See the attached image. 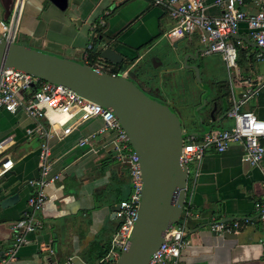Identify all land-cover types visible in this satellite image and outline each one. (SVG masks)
Listing matches in <instances>:
<instances>
[{
	"label": "crops",
	"instance_id": "obj_1",
	"mask_svg": "<svg viewBox=\"0 0 264 264\" xmlns=\"http://www.w3.org/2000/svg\"><path fill=\"white\" fill-rule=\"evenodd\" d=\"M213 1L203 0L204 13L208 16L220 13ZM263 4L264 0L245 1L241 9L253 13ZM22 8L17 31L30 40V47L85 64L90 61L89 57L86 61L82 59L85 46L91 43L93 47L99 37L122 55L121 63L132 69L137 68L145 49L161 42L158 53L149 56V64L153 69L160 67L159 73L169 77L179 71L185 53L193 54L196 47L201 46L198 30L186 35L164 7L152 5L149 0H68L62 11L48 0H24ZM1 14L0 6V18ZM235 36L237 38L228 40L236 51V67L232 69L235 75L228 76L218 52L197 55L196 59L203 58V64H198L193 57L185 61L186 65L198 68L199 76L209 89L208 102L223 95L213 112L212 131L231 125L232 120L225 112L233 103L237 110L251 111L264 120V64L256 62L259 50L252 45L244 22L238 24ZM93 53L91 49L89 56ZM91 65L104 70L113 67L98 57L91 60ZM182 79L190 90L185 96L189 108L184 112L173 98L161 95L162 80L156 87L146 85V81L142 83L146 95L171 106L179 120L183 117L185 132L199 131L192 110L204 90L187 67ZM248 90L247 97L238 104ZM208 109L206 106L198 111L207 125L210 124ZM34 122L22 112L0 111V138L7 134L13 136L12 142L4 146L12 165L0 176V201L12 194L18 196L11 205H0V257L18 232L10 226L25 210V199L30 191L26 180L38 175L37 138L24 134V128L33 127ZM101 127L98 117L81 120L72 127H48V160L51 172L59 173V177L45 188L42 208L34 213L40 227L23 233L25 243L15 250L17 264L99 262L96 256L107 248L117 224L110 207L125 198L130 190L127 163L114 149V133L100 131ZM82 138H87V144L77 145ZM30 140H35V144L27 148ZM241 152L237 142L222 152L207 149L196 164L191 200L194 215L184 219L187 244L180 251L182 263L264 264V222L257 219L252 208L253 201L264 195V155L257 165L251 166L242 161ZM234 219L239 222L234 238H225L222 233H213L208 228L212 221ZM104 257L102 263L109 264Z\"/></svg>",
	"mask_w": 264,
	"mask_h": 264
},
{
	"label": "built area",
	"instance_id": "obj_2",
	"mask_svg": "<svg viewBox=\"0 0 264 264\" xmlns=\"http://www.w3.org/2000/svg\"><path fill=\"white\" fill-rule=\"evenodd\" d=\"M24 0H13L6 19L0 18V38L13 41L17 30L18 17ZM152 5L162 6L168 16L173 19L186 35L199 31L198 41L205 45L202 55L221 53L227 71L236 67V51L228 41L230 35L236 33L237 26L244 22L253 42L264 50V4L253 13H245L241 5L250 0H214L213 5L220 9L216 16L204 13L203 0H149ZM100 25L103 21L100 20ZM92 44L85 46L82 59L87 60ZM256 60L264 59L262 52H257ZM93 68L104 71L101 67ZM126 72H124L125 75ZM110 75H116L111 73ZM229 76V75H228ZM249 90L242 94L241 103L247 97ZM0 111L9 114L22 112L34 122L33 127L24 128L26 137L38 139V175L26 180L30 191L25 199V210L11 224L14 234L10 244L0 257V264H17L15 250L25 243L23 233L31 232L40 227L34 213L42 208L46 198L45 188L58 179L59 173L51 172V162L48 160L49 149L46 144L48 127L74 126L77 122L98 117L102 122L100 131L114 133V149L120 159L127 163V176L130 185L128 195L117 202L118 208L113 210L117 224L110 235L108 249L104 260L113 262L119 251L125 246L130 227L136 216L140 198L141 178L137 156L132 151L128 137L119 126L110 111L99 104L75 93L72 89L52 84L28 73L11 68L0 67ZM226 115L232 123L219 131H209L201 136L186 135L181 139L180 162L182 165L194 161L191 176L185 184L182 207L174 223L165 231L162 241L151 254L147 264H186L179 260L181 249L187 244L184 237V219L194 215L192 211V191L197 172V163L207 149L222 152L232 143H239L242 149L241 159L248 165L254 166L264 155V120L257 118L251 111H239L234 103ZM38 121V122H37ZM70 121H72L70 123ZM68 123H70L68 125ZM64 128V129H65ZM11 134L0 138V176L12 165V158L5 153L4 146L12 142ZM87 144V138L79 139L77 145ZM253 211L260 222H264V195L252 203ZM239 227V222L216 220L208 224L212 232L233 233Z\"/></svg>",
	"mask_w": 264,
	"mask_h": 264
},
{
	"label": "water",
	"instance_id": "obj_3",
	"mask_svg": "<svg viewBox=\"0 0 264 264\" xmlns=\"http://www.w3.org/2000/svg\"><path fill=\"white\" fill-rule=\"evenodd\" d=\"M12 1L0 0L3 20L9 13ZM48 1L61 11L68 4V0ZM230 37L237 38L235 34ZM239 38L248 42L244 37ZM252 45L264 54V50L253 41ZM204 50L205 45L201 44L193 54L185 53L182 56L183 66L192 70L195 81L204 90L199 97V103L193 109V115L198 117L196 123L200 130L183 132L180 120L170 106L146 95L138 85L122 75L124 70L121 69L120 75H110L81 61L0 38V67L19 70L72 89L110 111L127 135L128 143L137 156L141 190L136 216L126 244L113 260V264H147L182 207L186 173L179 159L181 139L189 134L199 136L211 131V126L214 125L213 112L223 96L208 102L209 89L200 83L198 68L185 63L187 57L196 59ZM92 52L97 53L99 59L112 64H120L123 59L110 43L101 42L100 37L95 41ZM206 106L209 108V125L203 123L198 114V110ZM17 199L16 194L9 195L0 201V205L7 207ZM117 208L116 203L110 210L113 212ZM222 236L234 238L235 234L222 233Z\"/></svg>",
	"mask_w": 264,
	"mask_h": 264
},
{
	"label": "rangeland",
	"instance_id": "obj_4",
	"mask_svg": "<svg viewBox=\"0 0 264 264\" xmlns=\"http://www.w3.org/2000/svg\"><path fill=\"white\" fill-rule=\"evenodd\" d=\"M22 10H23V8L21 9V12H20L19 17H18V24H17L16 29H19V22H20V18L22 15ZM13 41L18 43V44L25 45V46H29L31 44L30 40L27 37L24 38L23 36L19 35V32L17 30H15ZM160 45H161V42L154 45V47H152V48L150 47L148 50L145 49L146 52H145L142 60L138 63L137 68L135 67L132 69L129 67L128 64L121 63V69L124 71H127V74L125 73L126 78L129 79L130 81H132L134 84L138 85L144 91L145 94H147L146 93L147 90L144 88V84L142 83L143 81H146V83L145 82L144 83L148 86L152 87V85H153L156 87V85L158 84V81L162 80L161 83H163V84L161 85V87H159V88H161V90H163L161 92V95L163 97L173 98L174 102H176V104H178L179 107L181 105L180 111L184 112L186 109L189 108L188 100H185L186 99L185 96H186V94H188V92H190V90L188 89V84L185 85L183 82V79H182L185 67L182 65L176 74L169 75V77H168L166 75L159 73V71L160 72L162 71V69L160 67H158V69H153L149 64V62L151 61V59H149V56H151V55L155 56L158 53V49H159ZM44 52H46V51H44ZM58 56H61V55H58ZM196 62L198 64L199 63L203 64V58L198 57V59H196ZM256 62L258 63V65H263L264 59L257 60ZM226 73H227V70H226ZM235 73L232 69H230V71H228V75L229 74L235 75ZM123 74L124 73H122V75ZM162 77H163V79H162ZM166 79H168V81H170L169 84H168V81ZM199 79H200V83L202 85H206L203 82L202 76L201 77L199 76ZM197 85L200 87V85L198 83H197ZM184 90H186V91H184ZM186 102H187V104H185ZM192 112H193V110H192ZM193 117L195 119L198 118L196 115H194ZM182 120H183V117L180 119L181 124L183 123ZM188 128L189 127H186V129H188ZM184 130H185L184 126H181V131L184 132ZM36 142L39 144L37 139H36ZM27 143H28L27 148L32 147V145L35 144V140H33V141L30 140ZM194 164H195V162L192 161V162H189V163L183 165L185 168V173H186V178H185L186 182H188L190 179ZM110 263H113V262L111 261Z\"/></svg>",
	"mask_w": 264,
	"mask_h": 264
},
{
	"label": "trees",
	"instance_id": "obj_5",
	"mask_svg": "<svg viewBox=\"0 0 264 264\" xmlns=\"http://www.w3.org/2000/svg\"><path fill=\"white\" fill-rule=\"evenodd\" d=\"M94 43H95V42H94ZM94 43H93V45H94ZM88 57H89L90 61L87 63V65H90V66H91V60H93L94 58H97L98 55H97V53H93V54H91L90 56H89V54H88ZM88 57H87V58H88ZM91 58H92V59H91ZM103 61L106 62V63H108V64H110V65H113V67H111V68L108 69V70H104V72H106V73H108V74L114 73V74H116V75H120V74H121V65H120V64H112V63H110V62H108V61H105V60H103ZM185 184L187 185V182H186V181H185ZM107 248H108V243H107ZM107 248H106V249H103L102 252L99 253V254L96 256V259L99 260V262H98L97 264H103L101 259H102L103 256L105 255V253H106V251H107ZM109 264H113V263H109Z\"/></svg>",
	"mask_w": 264,
	"mask_h": 264
},
{
	"label": "flooded vegetation",
	"instance_id": "obj_6",
	"mask_svg": "<svg viewBox=\"0 0 264 264\" xmlns=\"http://www.w3.org/2000/svg\"><path fill=\"white\" fill-rule=\"evenodd\" d=\"M170 108L172 109V107L170 106ZM181 126H183V124L180 123Z\"/></svg>",
	"mask_w": 264,
	"mask_h": 264
}]
</instances>
